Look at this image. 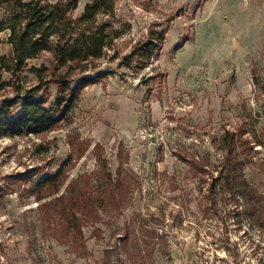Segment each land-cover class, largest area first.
<instances>
[{"label":"rangeland","instance_id":"1","mask_svg":"<svg viewBox=\"0 0 264 264\" xmlns=\"http://www.w3.org/2000/svg\"><path fill=\"white\" fill-rule=\"evenodd\" d=\"M91 1L79 0L72 15ZM110 6L100 17L118 35L85 61L59 64L43 51L19 65L9 30L0 31L10 63L0 105L37 88L50 106L62 78L73 85L111 70L52 129L0 137V264H264V0ZM162 27L165 41L148 66L121 63ZM237 125L254 187L238 201L221 186L217 146ZM59 170V188L37 193L35 183ZM62 193L84 200L89 221L80 229L57 219L50 199Z\"/></svg>","mask_w":264,"mask_h":264},{"label":"trees","instance_id":"2","mask_svg":"<svg viewBox=\"0 0 264 264\" xmlns=\"http://www.w3.org/2000/svg\"><path fill=\"white\" fill-rule=\"evenodd\" d=\"M107 0L87 2L83 10L73 16L72 11L79 0H0L3 14L0 16V31L9 30L7 41L15 53V62L24 63L27 57L49 51L59 64L80 62L93 57H101L105 48L112 46L118 35L111 23L101 18L109 12ZM168 27L150 29L149 36L139 41L130 53L123 56L121 63L140 70L148 66L160 54ZM5 55H0V81L3 71L10 68ZM111 70H98L82 75L73 85L64 83L61 93L50 106L47 98L36 89L26 90L16 97L6 98L0 105V137L48 131L63 121L73 107L78 94L87 85L104 79ZM245 131L237 125L225 130L219 137L218 148L222 152L221 179L223 188H228L236 196L245 198L254 190L245 179L243 168L251 160L247 152ZM60 170L52 175H44L35 183L37 193H48L59 188ZM52 188V189H51ZM51 189V190H50ZM80 197H82L79 194ZM67 193L50 199L58 209L56 217L66 230L80 229L87 222L84 200L69 198ZM42 198V196H38Z\"/></svg>","mask_w":264,"mask_h":264}]
</instances>
